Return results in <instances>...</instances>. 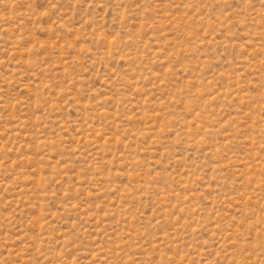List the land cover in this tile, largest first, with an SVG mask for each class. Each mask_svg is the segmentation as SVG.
<instances>
[{
	"label": "rangeland",
	"instance_id": "obj_1",
	"mask_svg": "<svg viewBox=\"0 0 264 264\" xmlns=\"http://www.w3.org/2000/svg\"><path fill=\"white\" fill-rule=\"evenodd\" d=\"M0 264H264V0H0Z\"/></svg>",
	"mask_w": 264,
	"mask_h": 264
}]
</instances>
